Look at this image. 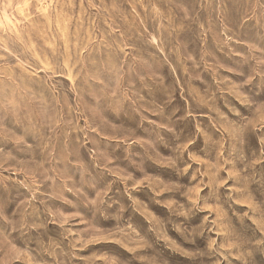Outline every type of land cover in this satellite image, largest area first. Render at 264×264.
Returning <instances> with one entry per match:
<instances>
[{
    "label": "rangeland",
    "instance_id": "1",
    "mask_svg": "<svg viewBox=\"0 0 264 264\" xmlns=\"http://www.w3.org/2000/svg\"><path fill=\"white\" fill-rule=\"evenodd\" d=\"M0 264H264V0H0Z\"/></svg>",
    "mask_w": 264,
    "mask_h": 264
}]
</instances>
